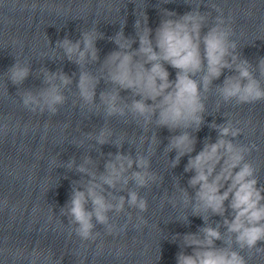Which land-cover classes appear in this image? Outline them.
Returning <instances> with one entry per match:
<instances>
[{
  "label": "clouds",
  "instance_id": "1",
  "mask_svg": "<svg viewBox=\"0 0 264 264\" xmlns=\"http://www.w3.org/2000/svg\"><path fill=\"white\" fill-rule=\"evenodd\" d=\"M201 6L192 7L191 11L183 15L165 9L155 29L148 26L145 14L141 31L136 32L134 38L125 37L122 30L117 32L110 39L118 45L119 50L106 57L109 82L117 85L119 90L130 91L133 96L139 97L128 106L134 117L143 118L145 124L155 122L157 128H165L169 133L179 130V134L169 137L166 149L177 153L172 166L175 167L182 156H188L184 171L194 172L188 181L189 187L196 189L194 207H202L213 215L223 217V226L234 237L236 247L223 241L219 226L208 225V217L195 211L193 215H200L206 226L200 228L198 233H186L182 238L179 234L174 236L173 240L180 238L183 244L176 254L175 264H248L241 252L245 249L249 253L253 249L258 253L264 251V246H258V242H264V195L257 187L255 170L245 161L247 149L234 143L242 130L234 126L231 120H226L224 124L213 122L209 127L217 131V139L212 142L210 138H205L199 152H196V137L187 130L198 132L204 124L206 97L203 93L209 91L212 81L219 79L225 68L236 73L225 77L223 84L217 86L225 102L234 100L237 105H243L264 101V85L253 74L255 67L264 77V57H260L255 66L247 59L233 65L232 61L237 59L233 55L237 45L231 39L234 34L232 17H225L218 5L211 4L210 7L218 14L204 32L210 13L204 14L200 10ZM23 7L36 10L41 6L25 3ZM138 27L141 25L136 21L135 28ZM100 38L101 34L94 27L81 31L80 39L75 42L67 37L57 41L56 47L63 49L69 61L82 65L86 58L98 60L95 43ZM137 41L139 47L133 49L132 44ZM168 67L175 70L174 79L170 78ZM30 72L29 65L16 60L6 73L7 80L13 85H22ZM44 75V82L48 86L37 93L31 90L19 93L20 102L31 113L43 114L47 110L54 115L58 111L57 106L66 102L62 88L71 84L72 79L62 71L50 73L45 70ZM97 83L98 80L89 72H80L76 88L86 105H94ZM118 95L119 91L115 94L100 93L108 116L125 114L124 109L117 104ZM111 135L109 129L101 128L97 142L107 143ZM51 163L55 165L56 161ZM88 163L90 158H85L83 164L75 166L77 172L90 179L82 187H72L69 201L61 208V215L70 218L69 223L74 226L75 235L81 241L96 244V254H101L104 242L96 243L100 236L95 231L96 224L104 225L107 235L116 237L126 234L132 220L129 214L128 221L123 225H113L107 215L110 210L121 213L126 203L140 213L148 210L146 198L135 190L128 191L126 197L120 196L115 204L109 202L103 194V185L115 188L117 183L127 185L132 180L137 188H143L155 183L157 176L148 171L150 161L144 156L133 158L117 152L114 160L106 163L105 174L99 176V182L95 174L85 167ZM73 165L74 159L68 162L67 167L71 169ZM133 165L137 170L132 171L130 177L125 176L124 173L132 169ZM3 208H8L6 199ZM226 213H230L231 218ZM137 219L143 222L142 217ZM133 227L138 228L139 224ZM217 240H221L224 246L218 247ZM185 249H191V252ZM13 255L16 259H28L29 264H62L63 261L62 257L55 259L51 250L45 251L38 247L31 252L17 249Z\"/></svg>",
  "mask_w": 264,
  "mask_h": 264
}]
</instances>
